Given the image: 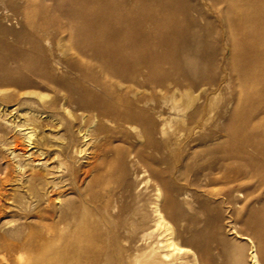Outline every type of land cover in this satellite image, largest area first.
I'll use <instances>...</instances> for the list:
<instances>
[{
  "label": "bare ground",
  "instance_id": "bare-ground-1",
  "mask_svg": "<svg viewBox=\"0 0 264 264\" xmlns=\"http://www.w3.org/2000/svg\"><path fill=\"white\" fill-rule=\"evenodd\" d=\"M56 1H66L65 7L55 8L64 20L65 41L77 58L62 63L48 55L27 22L15 35L16 44L0 43V92L50 89L56 95L47 107L52 118L74 110L80 113V121L88 115L104 127L133 132L139 144L119 151L120 172L125 175L129 155L141 163L142 170L132 192L120 183L107 192L101 207L90 209L101 224L98 246L97 235L91 233L86 241L78 242L89 224L88 214L93 213L86 204L75 212L60 196L75 182L72 165L62 168L61 162L55 163L57 151L33 161L43 173L32 171L28 181L45 179L47 187L59 190H54L61 204L54 264H213L214 250L221 264H229L224 240L195 228L197 219L189 212V198L198 197L203 182L213 183L215 173L231 168V163L236 169L229 182L246 188L249 177L260 190L247 199L250 207L239 217L251 236L233 232L249 244V263L264 264V67L255 66L264 62L259 49L264 45V0ZM248 45L254 50L252 61L245 50ZM215 47L220 50L218 65L211 63ZM233 50L248 62H231ZM231 76L238 88L251 90H242L239 96L241 108L234 113L238 120L230 118L217 128L222 137L219 143L213 134L199 136L208 118L204 105L186 113L180 101L194 99L192 87L210 94L212 87L230 82ZM25 93L40 101L44 96L39 91ZM250 100L256 103L249 106ZM27 122L14 127L31 154L44 155L30 142L32 134L24 127ZM181 124L186 127L179 128ZM77 134L79 146L73 139L61 146L68 155L81 154L90 142L86 130L79 129ZM22 145L17 141V147ZM139 184L144 191L138 189ZM238 192L231 191V200ZM212 220L207 215L203 228L212 225ZM181 225L192 236L189 247L180 242L177 226ZM231 259V264H245L238 246L231 251Z\"/></svg>",
  "mask_w": 264,
  "mask_h": 264
},
{
  "label": "rangeland",
  "instance_id": "rangeland-1",
  "mask_svg": "<svg viewBox=\"0 0 264 264\" xmlns=\"http://www.w3.org/2000/svg\"><path fill=\"white\" fill-rule=\"evenodd\" d=\"M65 5L66 1L56 0H0V43L16 44L15 35L25 29L26 23L29 22L38 34L48 55L62 63L68 59H76V51L71 49L65 41L67 31L62 26L64 20L61 19L58 9L55 8V6L65 7ZM259 49L264 52V45H260ZM245 50L252 61L254 58L253 47L248 45ZM219 54L220 50L215 47L212 65L220 64ZM247 60L233 50L231 62L235 65H238V62L246 63ZM255 66L264 67V62ZM226 84L212 87L209 90L210 94H204L197 87H192L190 91L195 94L194 99L183 97L180 101V106L185 109L186 113L192 112L196 106L204 105L208 118L201 126L199 136L213 134L214 139L219 143L222 141V137L217 133V128L230 118L233 122L238 120L234 117V113L241 108L238 103L239 96L243 95L242 90H251L249 86L238 88L235 77L232 76L231 81ZM29 90L42 93L44 95L42 100L40 101L36 95L25 93ZM55 96L54 92L45 88L0 92V264H54V251L59 243L55 235V231L60 227L58 219L61 204L57 199L59 192H56L59 190L50 188V184L47 187L46 181L42 182L45 179L35 182L36 184L28 181L32 171L43 173L41 167L33 166V161L43 160L44 156H51L53 152L57 151L58 159L54 161L55 163L61 162L62 168L72 165L75 182L70 190L63 189L60 194V196L62 195L61 199L68 200L75 212H78L81 206L86 204L89 212L93 213L87 216L89 224L79 234V243L86 241L88 234L91 233L97 235V244L101 245V224L99 217L92 212V206L101 207L108 195L107 192L116 188V185L121 183L120 185L126 186L124 188L132 192L140 181L138 175L142 170L141 163L135 162L132 155H129L125 162L126 173L123 175L120 172L122 162L118 159L120 150L127 151L132 146L139 144L134 138L133 132L117 127H104L98 120L92 122L88 115L80 121V113H76L74 110L69 115L58 113L57 117L52 118L47 107ZM255 100H250L249 106L254 105ZM30 101H34V103ZM49 113L50 115H48ZM57 120L61 121L60 126L56 125ZM26 122L27 125L24 127H27V130L32 134L30 142L37 145L44 155L31 154L32 151L28 150V143L23 141L22 135L14 127L15 124ZM68 123H71V128H68ZM185 127V124L179 125L181 129ZM79 129L86 130L90 142L81 154L68 155L61 150V146L67 144L71 139L76 147L79 146L81 144L77 134ZM121 132L125 133V139ZM17 141L23 143L22 147H17ZM67 156H71V158H67ZM235 169L236 166L231 163V168H222L215 173L213 177L216 178L213 183L208 185L203 182L201 188L197 189L200 191L198 197L189 198L191 205L189 212L196 216V229L211 233L216 238L221 237L224 240L225 249L230 254L229 264L233 262L231 251L237 246L243 254L245 264H250L249 244L245 239L237 237L233 230L251 236L250 231L244 227L239 217L244 216L250 207V202L247 199L256 197L260 190L255 187L254 179L249 177L244 179L246 188H243L237 181L229 182L230 178L235 176ZM66 174L65 171L61 175L65 176ZM41 188L45 191L42 192ZM143 188L142 184H139L138 189L144 191ZM55 189L56 191H54ZM234 190H239V192L236 193L237 198L231 200V191ZM256 206L257 204L255 209H257ZM204 208H206L205 212ZM207 215L212 217V225L203 228L202 221ZM177 230L181 234V244L189 247L192 240L189 230L185 228V225L177 226ZM215 254L216 250L212 252L213 264H221V259Z\"/></svg>",
  "mask_w": 264,
  "mask_h": 264
}]
</instances>
